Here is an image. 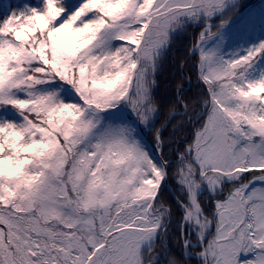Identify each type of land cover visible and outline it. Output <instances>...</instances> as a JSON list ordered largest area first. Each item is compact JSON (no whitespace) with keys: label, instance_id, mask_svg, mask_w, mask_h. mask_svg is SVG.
<instances>
[{"label":"snow or ice","instance_id":"6c2138e0","mask_svg":"<svg viewBox=\"0 0 264 264\" xmlns=\"http://www.w3.org/2000/svg\"><path fill=\"white\" fill-rule=\"evenodd\" d=\"M0 264H264V4L0 0Z\"/></svg>","mask_w":264,"mask_h":264},{"label":"trees","instance_id":"16d2710c","mask_svg":"<svg viewBox=\"0 0 264 264\" xmlns=\"http://www.w3.org/2000/svg\"><path fill=\"white\" fill-rule=\"evenodd\" d=\"M186 43V41H184V40H181V41H179L178 42V44H177V56H182L183 55V52L182 51H180V49H181V47H182V45L183 44H185ZM161 81H162V84L165 82V81H167L168 79H169V75H168V73H167V71L165 72V75L164 76H161ZM173 246L175 247L176 245H175V241H173Z\"/></svg>","mask_w":264,"mask_h":264},{"label":"rangeland","instance_id":"374dc122","mask_svg":"<svg viewBox=\"0 0 264 264\" xmlns=\"http://www.w3.org/2000/svg\"><path fill=\"white\" fill-rule=\"evenodd\" d=\"M251 1H252V0H244V2H245L246 4H248V3L251 2ZM260 4H264V0H263V1L261 0V1L259 2V4H257V6L260 5Z\"/></svg>","mask_w":264,"mask_h":264}]
</instances>
